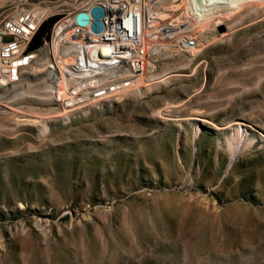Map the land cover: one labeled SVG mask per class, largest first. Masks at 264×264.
<instances>
[{
    "label": "rangeland",
    "instance_id": "1",
    "mask_svg": "<svg viewBox=\"0 0 264 264\" xmlns=\"http://www.w3.org/2000/svg\"><path fill=\"white\" fill-rule=\"evenodd\" d=\"M93 1L0 0V32L44 25L0 83V264H264V2L155 32L142 82L60 100L44 42Z\"/></svg>",
    "mask_w": 264,
    "mask_h": 264
},
{
    "label": "bare ground",
    "instance_id": "2",
    "mask_svg": "<svg viewBox=\"0 0 264 264\" xmlns=\"http://www.w3.org/2000/svg\"><path fill=\"white\" fill-rule=\"evenodd\" d=\"M253 1L264 2V0H95L85 8L78 12H72L68 17H65L66 19L62 18L56 23L57 26L55 25L56 29H53L52 37L44 42V44L47 42L44 47V54L47 56L54 55L56 63H51V59L46 56V61L54 69L58 65L67 69H71V67L78 69L79 72L84 73V79H89L88 84L93 87L100 85L101 79L107 76L116 74L123 76L128 71L138 77L131 82H137L143 77L145 68L150 70L154 65L146 58L151 50L158 45L153 40V33L157 32L166 38L173 37L183 31V28L179 26L180 24L188 23L187 26H194L217 15L235 12ZM95 4L103 8V13L107 14L108 22H111L108 24L106 21L105 24V33L108 34V37L113 38L110 40V44L98 45L94 43L93 45L91 39H85V33H78L75 28L71 29L70 27V23L74 22V15L81 11L88 13L89 19L92 18L89 8ZM181 5L184 10L180 17L160 27V19L170 15L171 11ZM92 36L95 39L98 38V34H92ZM120 46H123V49ZM182 48L195 51L193 45L182 46ZM36 53L37 51H33L28 55H22V62L29 61ZM95 53L98 54L97 57ZM136 57L144 59L143 71L140 74H136L132 69L125 72L120 70L125 64L133 65ZM120 59L122 63H120ZM62 81L64 82L63 79ZM65 81L68 82V79ZM59 83L61 82L58 81ZM139 84H133L136 85V88H131L137 94H143L151 89L146 81ZM55 91L56 98L60 100L64 93L66 94L61 87L55 86ZM233 123L240 122L236 120Z\"/></svg>",
    "mask_w": 264,
    "mask_h": 264
},
{
    "label": "built area",
    "instance_id": "3",
    "mask_svg": "<svg viewBox=\"0 0 264 264\" xmlns=\"http://www.w3.org/2000/svg\"><path fill=\"white\" fill-rule=\"evenodd\" d=\"M101 18L104 22V25L100 31H92L90 27L92 18H90L91 20L89 19L86 24H79L76 21V14L74 15V22L70 23V27L71 29L75 28V31H77L78 33H85V39H91L93 45L94 43L98 45L110 44L109 42L113 38L108 37V34L105 33V24L106 21L108 22L107 14L103 13ZM109 23L111 22H108V24ZM37 25V17L34 14H27L24 17H20L13 21H10L8 25L3 27L2 31L0 32V83L4 84L6 82H14L19 79L20 67L24 63L21 60V54L23 53L32 34L36 30ZM115 30L116 28L114 29V31ZM92 34H98V38L95 39ZM116 46L118 47V44H116ZM121 49H123V46L121 47ZM97 55L98 54L95 53L96 57ZM49 59H51V63H56V58L54 57V55ZM143 60L144 59L142 57H136L133 65L125 64V66L138 73L143 70ZM120 63H122L121 59ZM49 67L50 71L54 75V85H56L57 87H61L63 89V92L67 89V92L69 94H73L78 90H88L97 87L89 85V79H84V73L79 72L78 69H72V67L71 69H67L59 67V65L56 69H54L51 65H49ZM62 79L64 80V82L62 81ZM65 79H68V82H66ZM58 81H60L61 83L58 84ZM116 86L110 87L109 90H116Z\"/></svg>",
    "mask_w": 264,
    "mask_h": 264
},
{
    "label": "water",
    "instance_id": "4",
    "mask_svg": "<svg viewBox=\"0 0 264 264\" xmlns=\"http://www.w3.org/2000/svg\"><path fill=\"white\" fill-rule=\"evenodd\" d=\"M90 15L92 16V20L90 22V27L94 31H100L103 27V22L101 20V16L103 15V8L95 4L90 8ZM89 20L88 13L81 11L76 15V21L79 24H86Z\"/></svg>",
    "mask_w": 264,
    "mask_h": 264
},
{
    "label": "trees",
    "instance_id": "5",
    "mask_svg": "<svg viewBox=\"0 0 264 264\" xmlns=\"http://www.w3.org/2000/svg\"><path fill=\"white\" fill-rule=\"evenodd\" d=\"M44 25H42L32 36L31 40L28 43V48L37 47L41 41L44 34L43 30Z\"/></svg>",
    "mask_w": 264,
    "mask_h": 264
}]
</instances>
